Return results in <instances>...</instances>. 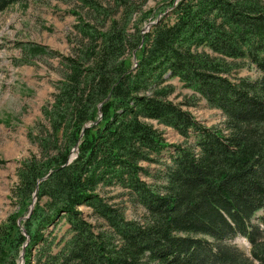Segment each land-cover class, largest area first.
<instances>
[{"label": "trees", "instance_id": "obj_1", "mask_svg": "<svg viewBox=\"0 0 264 264\" xmlns=\"http://www.w3.org/2000/svg\"><path fill=\"white\" fill-rule=\"evenodd\" d=\"M25 1L0 0V12ZM79 1L93 18L80 14L73 25L29 134L37 153L17 167L0 264L21 253L22 264H264V0H173L147 31L100 22L103 6ZM236 60L261 75L232 79ZM173 77L219 109L222 123L206 126L173 102ZM122 196L142 207L141 218H125Z\"/></svg>", "mask_w": 264, "mask_h": 264}, {"label": "rangeland", "instance_id": "obj_2", "mask_svg": "<svg viewBox=\"0 0 264 264\" xmlns=\"http://www.w3.org/2000/svg\"><path fill=\"white\" fill-rule=\"evenodd\" d=\"M171 1L96 0L106 13L100 16L103 18L100 22L123 20L129 28L138 26L144 31L157 19L168 15ZM80 6L79 0H26L0 12V223L17 209L11 194L18 180L16 170L23 159L37 153V145L29 134L36 123L42 121L41 108L50 101L55 90V83L60 77V56L70 52L69 40L75 38L73 25L79 22L80 14L93 18L94 12ZM25 45L43 46L47 54L33 56L24 49ZM52 52L56 54L52 55ZM132 60L135 62L133 55ZM233 62L238 66L233 65V70L228 74L232 79L261 75L246 61ZM168 83L174 86L170 99L182 103L199 122L206 126L222 123V112L209 106L176 77L170 78ZM156 126L169 143H183V138L172 128ZM115 192L120 193L121 189ZM35 200H32L33 205ZM118 200L126 219L141 218L144 212L141 206H134L125 196L118 197ZM80 210L84 218L95 225L97 220L91 210L86 206H81ZM22 220L18 222L20 226ZM66 227L65 223L60 222L56 228L58 237L66 234ZM233 242L248 253L249 244L244 237L237 236ZM17 260V264H21L20 258Z\"/></svg>", "mask_w": 264, "mask_h": 264}, {"label": "water", "instance_id": "obj_3", "mask_svg": "<svg viewBox=\"0 0 264 264\" xmlns=\"http://www.w3.org/2000/svg\"><path fill=\"white\" fill-rule=\"evenodd\" d=\"M133 59H134V61L136 62V54H135V51H133ZM73 157H74V155H71L70 158H69V160L72 159ZM47 175H48V174H47ZM47 175L44 176L43 179L46 178ZM35 194H36V191H35L34 194H33V200H35V198H36V195H35ZM32 206H33V202H32V204H31L30 208H31ZM30 208H29V211H28L27 215L24 216V217H20V218L18 219V222L21 221L22 219H24V218H26V217L29 216V214L31 213V209H32V208H31V209H30ZM22 254H23V253H21V255H20L21 264H22V262H23V259H22L23 256H22Z\"/></svg>", "mask_w": 264, "mask_h": 264}]
</instances>
